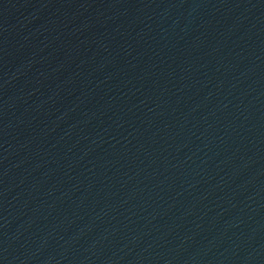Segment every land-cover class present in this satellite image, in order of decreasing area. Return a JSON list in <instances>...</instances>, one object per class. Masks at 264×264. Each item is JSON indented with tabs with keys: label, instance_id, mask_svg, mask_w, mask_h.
<instances>
[{
	"label": "water",
	"instance_id": "95a60500",
	"mask_svg": "<svg viewBox=\"0 0 264 264\" xmlns=\"http://www.w3.org/2000/svg\"><path fill=\"white\" fill-rule=\"evenodd\" d=\"M143 264H264V12Z\"/></svg>",
	"mask_w": 264,
	"mask_h": 264
}]
</instances>
